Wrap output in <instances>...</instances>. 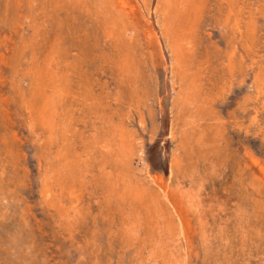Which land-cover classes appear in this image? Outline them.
<instances>
[{"label":"rangeland","instance_id":"rangeland-1","mask_svg":"<svg viewBox=\"0 0 264 264\" xmlns=\"http://www.w3.org/2000/svg\"><path fill=\"white\" fill-rule=\"evenodd\" d=\"M0 264H264V0H0Z\"/></svg>","mask_w":264,"mask_h":264},{"label":"bare ground","instance_id":"bare-ground-1","mask_svg":"<svg viewBox=\"0 0 264 264\" xmlns=\"http://www.w3.org/2000/svg\"><path fill=\"white\" fill-rule=\"evenodd\" d=\"M126 5V4H125Z\"/></svg>","mask_w":264,"mask_h":264}]
</instances>
